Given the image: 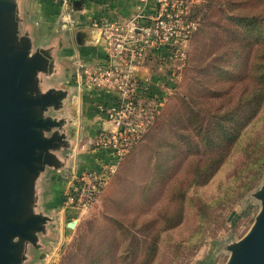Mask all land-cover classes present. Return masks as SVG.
<instances>
[{
	"label": "rangeland",
	"instance_id": "1",
	"mask_svg": "<svg viewBox=\"0 0 264 264\" xmlns=\"http://www.w3.org/2000/svg\"><path fill=\"white\" fill-rule=\"evenodd\" d=\"M182 1L189 8V17L195 24L196 31L188 41L185 63L181 66L180 74L171 87V91L176 87V92L169 94L153 126L143 139L131 148L111 175L95 206L82 215L75 214L74 211H64L69 217L58 220L59 226L55 237L45 239V246L49 249L44 251L46 256L41 264H108L102 260L95 263L93 261H95V252L108 244L111 231L122 225L127 226L131 232L132 230L138 232L136 226L142 219L132 227L133 221L130 218L134 215L149 218L160 213V204L165 199L162 193L167 175L180 174L176 180L183 176L186 149H180L182 155L178 159L168 161L171 151L166 148L168 145L165 142L170 139L175 140V143L181 142L175 135V130L178 135L181 130L173 128V122L171 119H166V113L176 111L178 99H186L188 92L186 88H196L194 83H191L196 76L191 69H198L207 64V62L203 64L211 42V35H207L210 32L223 35L222 32L209 28L207 24L218 19L228 22L229 18L238 13V10L232 12L231 8H243L239 11H242L241 14L244 16L249 12H260L264 4H254L250 1L237 5L238 0ZM217 11L225 14V17L216 15ZM202 29L204 36L198 34ZM214 85L215 80L212 79L206 87L211 88ZM210 101L213 102L211 106L218 105V101ZM193 108L205 109L200 105ZM181 133L185 135V132ZM240 162L241 158L236 153L233 154L207 185L191 189L188 198L192 199V203L187 204L185 212L187 219L181 227L161 235L155 264H226L228 262L231 255L229 248L243 239L260 212V201L255 198V194L264 186L263 169L260 178L241 197L224 198V194L236 186L231 176ZM169 169L171 172L166 174ZM204 202L209 207L212 222L203 223L204 225L201 223L202 227L198 222L203 231L200 230L196 234L198 217L195 216L194 210L198 203ZM215 221L218 223L213 225ZM71 222H76V225L70 230L67 224ZM53 238L57 243L50 247ZM32 256L31 263L37 262L36 256Z\"/></svg>",
	"mask_w": 264,
	"mask_h": 264
},
{
	"label": "trees",
	"instance_id": "2",
	"mask_svg": "<svg viewBox=\"0 0 264 264\" xmlns=\"http://www.w3.org/2000/svg\"><path fill=\"white\" fill-rule=\"evenodd\" d=\"M238 1L237 5L250 1L264 4V0ZM239 9L243 8H231L238 13L228 22L218 19L207 24L223 35L216 32L207 35H211L203 59V64H207L191 69L196 76L190 81L196 88H186V99H178L176 111L166 113L173 128L185 132L178 135L175 130L181 142L175 143L172 139L165 142L171 151L168 161L178 159L182 155L180 149H186L183 176L178 180L180 174L169 176L170 168L163 185L165 199L160 204V213L149 218L131 217L132 227L142 219L136 226L138 232L129 231L127 226H114L116 230L111 231L106 247L95 252L94 263L102 260L108 264H155L161 235L181 227L187 219L185 212L187 204L192 203L188 198L191 189L207 185L233 154L236 153L241 162L231 176L236 186L226 192L224 198L238 199L260 178L264 169V7L258 13L249 12L244 16ZM218 14L225 17L222 12L217 11ZM198 34L204 36V30ZM212 79L215 85L207 88ZM176 90L175 87L172 93ZM210 100L218 101V105L211 106ZM197 105L205 109L194 110ZM157 119L156 116L154 122ZM208 208L204 202L198 203L194 210L198 217L196 234L202 230L203 223L212 222ZM198 222L203 225L200 227Z\"/></svg>",
	"mask_w": 264,
	"mask_h": 264
},
{
	"label": "water",
	"instance_id": "3",
	"mask_svg": "<svg viewBox=\"0 0 264 264\" xmlns=\"http://www.w3.org/2000/svg\"><path fill=\"white\" fill-rule=\"evenodd\" d=\"M21 2L0 0V264H28L32 255L31 264L44 260L45 239L57 235L59 222L43 207L41 183L49 171L72 168L75 142L72 121L63 116L69 92L55 84L57 46L35 45ZM255 198L260 212L229 248L226 264H264V186Z\"/></svg>",
	"mask_w": 264,
	"mask_h": 264
},
{
	"label": "built area",
	"instance_id": "4",
	"mask_svg": "<svg viewBox=\"0 0 264 264\" xmlns=\"http://www.w3.org/2000/svg\"><path fill=\"white\" fill-rule=\"evenodd\" d=\"M155 1V12L149 16L126 23L94 22L103 60L78 65L79 78L104 100L97 111L106 125L95 135L93 145L117 162L140 142L173 91L195 29L187 4ZM143 69L150 72L149 78L139 77ZM114 172V165L105 174L73 169L62 196V210L78 215L91 210Z\"/></svg>",
	"mask_w": 264,
	"mask_h": 264
},
{
	"label": "crops",
	"instance_id": "5",
	"mask_svg": "<svg viewBox=\"0 0 264 264\" xmlns=\"http://www.w3.org/2000/svg\"><path fill=\"white\" fill-rule=\"evenodd\" d=\"M155 0H22V22L28 26L36 46L55 43L56 61L60 72L55 84L69 92L67 112L63 115L72 121L74 145L71 150L73 165L63 172L49 171L43 178V207L55 212L58 220L69 217L61 207L67 187L68 176L73 169L91 170L105 174L108 168L119 162L107 151L95 148V135L105 127L97 105L102 97L86 86L79 78L78 65H89L103 60L98 44L99 30L94 22L126 23L136 17H146L155 12ZM79 62L77 66L74 64ZM150 72L143 69L139 77L149 78ZM154 79V78H152Z\"/></svg>",
	"mask_w": 264,
	"mask_h": 264
}]
</instances>
